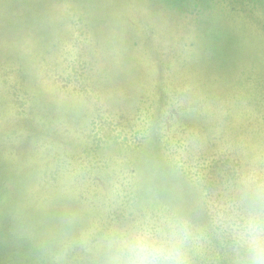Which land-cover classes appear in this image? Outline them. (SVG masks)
<instances>
[{
  "label": "rangeland",
  "instance_id": "1",
  "mask_svg": "<svg viewBox=\"0 0 264 264\" xmlns=\"http://www.w3.org/2000/svg\"><path fill=\"white\" fill-rule=\"evenodd\" d=\"M186 1L0 0V264H125L170 224L225 264L264 215V10ZM177 168L169 209L144 186Z\"/></svg>",
  "mask_w": 264,
  "mask_h": 264
},
{
  "label": "clouds",
  "instance_id": "2",
  "mask_svg": "<svg viewBox=\"0 0 264 264\" xmlns=\"http://www.w3.org/2000/svg\"><path fill=\"white\" fill-rule=\"evenodd\" d=\"M248 264H264V215L250 212L238 235ZM179 226L144 229L125 243V264H180Z\"/></svg>",
  "mask_w": 264,
  "mask_h": 264
},
{
  "label": "trees",
  "instance_id": "3",
  "mask_svg": "<svg viewBox=\"0 0 264 264\" xmlns=\"http://www.w3.org/2000/svg\"><path fill=\"white\" fill-rule=\"evenodd\" d=\"M226 1H227V7L231 11H234L235 9H237L239 7L238 2H240L242 0H226ZM179 2H180V4H174L172 6L173 7L177 6V8H180L182 10V12H189L190 11L189 6L186 5L188 3L186 0H179ZM230 2H232V3H230ZM165 6L168 7L169 5L165 4ZM201 6L199 5L200 8H209V6H203V5H201ZM260 8H261V10H264V2H262L260 0H243L242 9L245 11L242 12V14H239L237 17H239V20H240V18H243V20H245V23H247L252 19V15L256 16L255 11H253V10L254 9H260ZM190 13H193V12H190ZM195 13H199V12H194V15H195ZM201 15H204V13H201ZM256 18H257V16H256ZM256 30H257V28H255L254 31H256ZM259 34H261V33L259 32ZM258 39L263 41L264 35L263 34H261L260 36L258 35ZM148 172H149V174L151 173V174L155 175L154 179L159 177V181H160V178H161V181H160V185L149 184L148 186H144V188L146 189L147 187H149V188H154L157 191L158 190L161 191L160 196L158 195L159 200L162 199V201H164V203L167 204L169 209H173L174 205L170 202V200H171L170 196L173 193L171 190H173L175 192V190L177 188V184H178V182L180 183L182 177H183V179H185L187 181V183H191V182H189V180L186 179L185 176H183V172L178 168L175 171V172H177L176 175L178 174L177 177L174 173L172 174L171 177H160V175L163 173L162 171H160V175H159L158 171H148ZM214 172H216V171H214ZM178 176H180V177H178ZM165 180L167 182V185L163 186L162 184H163V181H165ZM154 189H153V191H154ZM135 191L138 193L139 197L140 196L144 197V201L151 202V200L149 198H147L149 194L144 193L145 190L140 191L138 188H135ZM137 193H136V195H137ZM255 212H257V211L255 210ZM173 213H174V211L172 210L171 214L174 216ZM180 214L182 216H184V213L182 211L180 212ZM245 215H247V212L245 213ZM179 224H180V226L186 225L184 223V221H179ZM194 227L200 233V235L204 234L202 231H199V230H201L200 227H198L196 225ZM219 232L222 234L228 233V232H224V231H219ZM228 236H231V235H229V233H228ZM224 242H225L224 243V249L227 253V256L225 258V264H238L237 261L241 262L239 264H248L247 256L245 255L243 250L240 248V246L238 244V240H235L232 237H228V239H225ZM181 245L182 244L180 243V247H182ZM50 264H52L51 261H50Z\"/></svg>",
  "mask_w": 264,
  "mask_h": 264
}]
</instances>
